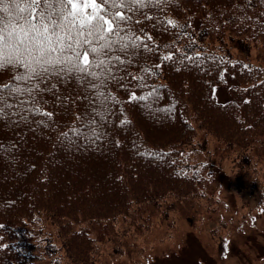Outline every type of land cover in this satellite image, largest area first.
<instances>
[{"label": "trees", "instance_id": "trees-1", "mask_svg": "<svg viewBox=\"0 0 264 264\" xmlns=\"http://www.w3.org/2000/svg\"><path fill=\"white\" fill-rule=\"evenodd\" d=\"M124 11L121 35L140 47L113 53L116 79L102 95L68 75L7 97L0 264L113 263L155 219L200 202L214 176L189 149L228 158L238 187L264 188V0H158ZM22 72L0 68L6 96L35 85L17 80ZM225 72L238 82L222 101L214 90Z\"/></svg>", "mask_w": 264, "mask_h": 264}, {"label": "snow or ice", "instance_id": "snow-or-ice-1", "mask_svg": "<svg viewBox=\"0 0 264 264\" xmlns=\"http://www.w3.org/2000/svg\"><path fill=\"white\" fill-rule=\"evenodd\" d=\"M157 2L0 0V13L4 14L0 15V68L15 66L18 71L23 70L17 80L36 82L23 89H9L7 96L5 89L9 86L0 84V115H6V109L14 106L7 102L8 96L20 92L31 95L34 90H41L39 84L49 77L60 79L74 75L83 86L96 90L97 96L102 95L98 90L106 87L107 79H116L112 61H118L119 57L113 53L140 47L136 38L121 35L122 23L130 19L124 10L138 11L146 3ZM164 59L171 60L172 55Z\"/></svg>", "mask_w": 264, "mask_h": 264}, {"label": "rangeland", "instance_id": "rangeland-1", "mask_svg": "<svg viewBox=\"0 0 264 264\" xmlns=\"http://www.w3.org/2000/svg\"><path fill=\"white\" fill-rule=\"evenodd\" d=\"M235 82L225 72V82L214 90L217 98H229L227 88ZM211 152L189 149L187 154L192 162L205 163L203 172H213V182L200 202L186 213L171 210L155 219L150 230L108 264H264V200L254 209L264 190L238 187L239 177L229 159L220 160Z\"/></svg>", "mask_w": 264, "mask_h": 264}]
</instances>
